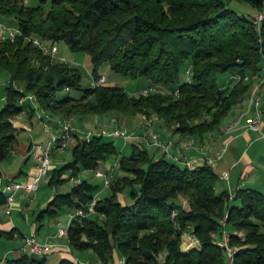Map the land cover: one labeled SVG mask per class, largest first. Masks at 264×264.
I'll return each mask as SVG.
<instances>
[{"label": "trees", "instance_id": "trees-1", "mask_svg": "<svg viewBox=\"0 0 264 264\" xmlns=\"http://www.w3.org/2000/svg\"><path fill=\"white\" fill-rule=\"evenodd\" d=\"M245 1L263 8L264 0ZM0 19L20 30L12 39L0 38V70L8 74L0 107V161L18 140L14 114L26 105L33 109L28 99L19 101L27 91L64 116L113 110L156 113L173 131L197 139L218 128L252 85L251 78L230 83L229 75L260 74L263 66L264 15L255 22L253 15L230 7L227 0H0ZM29 33L87 51L92 76L100 75L99 66L108 63L115 72L145 77V85L164 88L131 93L104 80L84 86L78 96L61 93L66 85L79 84L80 70L44 53L25 38ZM219 71L228 72L224 81L217 80ZM110 154L119 160L108 183L110 192L97 197L94 211L69 219L66 237L72 249L91 248L105 263L120 255L124 264H227L217 241L226 213L234 247L231 264H264V190L241 185L230 196L227 188H217L220 176L212 162L189 166L162 153L155 156L143 141H131L125 152L103 134L77 136L71 158L50 166L47 183L78 174L80 179L54 192L38 216L86 210L103 182L91 181L80 170L99 168ZM124 189L128 201L119 197ZM4 196L0 190V202ZM185 230L197 236L198 244L181 245ZM2 257L4 264H44L46 252ZM55 264L86 263L71 253Z\"/></svg>", "mask_w": 264, "mask_h": 264}, {"label": "built area", "instance_id": "built-area-1", "mask_svg": "<svg viewBox=\"0 0 264 264\" xmlns=\"http://www.w3.org/2000/svg\"><path fill=\"white\" fill-rule=\"evenodd\" d=\"M263 15H264V1H263V10L254 15V21L259 22V20L261 19ZM18 32H20V30L15 24H12L8 21L0 19V38L10 37L12 39L15 36V34ZM25 38L27 40H30L37 46H39L44 53H47L50 56L56 57L61 60H66L65 56L57 54L58 45L55 40L46 41L40 38L38 35L33 34V33L26 34ZM185 72L188 76L189 75L188 66L185 68ZM257 75H258V79L253 85H251L248 93L244 97V100L247 101L248 105L251 103L257 105L260 100L259 88H260V85L264 83V60H263V66H262L261 73ZM251 76L252 75L249 73H244V74H241L238 72L231 73L229 75L228 80L230 81V83L235 80H238L239 78L249 80ZM104 80L105 78L103 74H100L98 76H92L89 84L95 86L103 82ZM18 87L19 89H22L21 85ZM65 88L68 89L69 87L66 85ZM162 88H164L163 85L153 83V84H147L144 86H140L134 90H129V91L131 93H139V92L146 93L148 91L162 89ZM173 91L177 93L178 87H175ZM25 99H28L30 103L32 104L36 112L37 121L41 123L42 128L44 130L49 132V137L45 144L42 143V141L40 140L33 141L31 144V153L35 157V160H36L35 165L37 168V171L32 176V178L24 179V180L8 179L3 182L2 178L0 177V190L4 191L5 193L4 207L8 211L12 209V205L14 204L12 200L18 188H22L23 192L30 195L31 197L33 196L34 190H36V188L38 187V182L41 179V176L46 175L51 166L52 149L57 148L59 151H62L64 147L68 145L71 138H73L75 135L78 136L79 138H84V139H89L93 133L121 135L125 137L126 139L129 136V134L126 133L125 130L122 128V126L117 123V118L115 115H111L109 117V119L114 122V126L111 129V131L106 132L104 128H101L100 130H92V131L86 130L84 132H81V128L79 126L72 125L71 123H69L68 116L54 113L48 108L42 106L37 100L35 93L31 91H27L20 96L19 101H24ZM156 118H158V115L156 113H151L149 115H143L142 124L144 123L147 126H151L153 120ZM238 120H239V117L234 118L233 121L225 125L224 129L228 130L232 128V126H234L238 122ZM50 122H53L54 124L53 126H55L54 128L50 126L51 125ZM245 125L247 128L252 129L253 131L258 132L259 134L264 136V121L261 120L260 109L255 108V110L249 114V116L246 118ZM140 136L147 144H151L154 147L159 148L160 153L170 156L176 160H179L189 166L194 165L195 163L202 162V161L213 162L221 157L223 149L225 148L223 146L221 148L213 149L210 151H207L205 149H200L199 153L194 154V155H189L187 153H182V152L175 154V153H172L170 149V145L174 143V140L172 138L161 139L159 137V132L151 128L146 130L144 133H141ZM176 145L180 149L186 146H197L196 137L193 134L185 133L183 136H181L176 141ZM118 165H119V160H118V157H116L106 168L94 169L95 174L102 176L103 186L108 185L109 180L111 176L113 175V171L115 168L118 167ZM219 176L222 178H227L228 170H223L222 172L219 173ZM70 178H72L74 181H78L80 179V175L79 174L70 175ZM228 192L230 196H233L235 194V189L228 190ZM97 197L98 195L97 193H95L90 199V201L88 202L86 210L78 208L74 211H70L68 213L69 219L74 215L80 216L87 212L94 211L95 210L94 205H95ZM100 214L102 215L103 212H101ZM225 216H226V213L223 214V216L220 218L222 227H221L220 236L217 241L225 249L227 264H231L234 247L229 242V231L225 226ZM187 226L188 228H190L189 223L187 224ZM54 232L57 235H66L67 225H62V222L60 220H57L56 228ZM183 234L187 235L194 244H198L199 239L193 232H191L190 230H185L182 233V235ZM191 241L187 243L188 246L191 245L192 243ZM182 244H183V241H182ZM55 245L56 243L49 238L43 239V240L37 239L34 231H32L30 234L23 235V243L21 244L20 249L23 252L42 254V253L49 251ZM0 264H4L3 257L0 259ZM96 264H103V263L101 260H98ZM118 264H124L123 257H121L118 260Z\"/></svg>", "mask_w": 264, "mask_h": 264}, {"label": "crops", "instance_id": "crops-1", "mask_svg": "<svg viewBox=\"0 0 264 264\" xmlns=\"http://www.w3.org/2000/svg\"><path fill=\"white\" fill-rule=\"evenodd\" d=\"M0 72H1L0 74V85H1L0 107H1L5 102L4 84L8 79V74L1 70ZM101 74L104 75L105 81H108L107 77L105 76V73L101 72ZM146 83H147L146 81L144 82L140 81L138 82L136 87H140L142 85H145ZM134 89L136 88H133L131 90ZM259 93H260V100L257 105L253 103L248 105L247 101L244 99L233 105L232 109L222 118V122L218 128L208 131L205 133V135L202 138L196 139L197 146H186L180 149L176 145V141L181 136H183V134L177 131H173L170 127L163 124L160 118H156L154 120H156L157 122L155 125H156V129L159 132V137L161 139L172 138L174 140V143L170 145V149L172 153L175 154L182 152V153H187L189 155H194L199 153L200 149H205L207 151H210L224 146L225 148L223 149L222 155L219 159H217V161H215L214 167L219 173L221 172L220 170H228V177L227 178L219 177V180L217 182V188L218 189L227 188L228 190H231L241 185H252L262 188L264 190V136H262L258 132L253 131L252 129L247 128L245 125L246 118L249 116L250 113H252L255 110V108L260 109L261 120L264 121V83L260 85ZM116 113L117 112L115 111H107L103 116V121L105 122L107 118L110 122H113L109 119V117L111 115H115L117 118V123L121 124ZM136 113L140 114L141 120L143 121L144 114L139 112ZM33 114L36 116L35 109L33 108L31 110L28 107V105H26L24 108H22L13 116V123L17 127L16 133L18 136V140L14 148L11 150L10 155L4 159L8 160V162H11L12 160H14L16 155H18V158L16 160L15 165H13L14 167L16 166L14 169H12L13 166L11 164L8 165L6 164L5 166H2L3 171L0 169V177L2 178L3 182L8 179H15V178H20L18 180L30 179L37 171L35 165L36 160L34 155L31 153V144L33 141L36 140H40L42 141V143L45 144L47 142L49 132H47L48 135L44 134V136H41L42 134L40 133L41 132L40 126L38 127L33 126L34 125L32 119ZM126 114L131 115L130 113H126ZM127 115H124L122 117L126 120L128 117ZM88 116L89 115H87V117ZM236 117H239L238 122L234 126H232V128L228 130L224 129L225 125L233 121V119ZM90 121L87 120L86 123ZM107 135H111V134H107ZM76 137L77 136L75 135L72 138V140L73 139L75 140ZM138 141H142V139L139 138ZM127 143H128V139L126 140L123 139L120 148L124 149ZM152 147L154 151L157 152L158 155H160L159 148L154 147L153 145ZM53 165H55V161L52 158L51 166ZM44 176L45 178H47L48 174ZM22 192H23L22 188H18L16 190L15 195ZM11 210L8 211L6 210L5 207L2 208L3 212L0 213V234H4L8 237L19 238V241H17V243H14L13 245H11V247H8L7 249L8 251L10 250L14 253L13 256H16L19 255L21 252H23L21 251L20 246L23 243V235L26 233H24L20 228H18V226L15 225L14 223L15 221L13 222L11 217L6 214V213L11 214ZM65 211L68 214L70 210L68 209ZM57 220L60 219L55 218L53 220V223L56 224ZM35 225H36L35 223L32 224L31 230L34 231V233L35 232L37 233V235L39 236L38 239L43 240L49 238L56 243V245L53 248H51L49 251L58 250L60 256L69 255L73 253V255L77 259L81 260L78 256H76V254H74L73 249L70 247L66 235L55 234L54 231L56 227L54 228L53 225L49 227L47 225L45 229H41L39 228L38 225L36 226ZM181 236L183 239V244L181 242V245L182 246L185 245V247H187L188 246L187 243L190 242L191 240L187 235L183 234ZM193 244L194 243L192 242L191 245ZM8 251L4 252V255H8ZM83 252L86 253V257L88 258L85 260L86 264H96L98 258L95 257L94 259H91V256L94 255V252L91 250V248H88ZM120 258H121L120 255L117 256V259L113 261V264H118V260Z\"/></svg>", "mask_w": 264, "mask_h": 264}, {"label": "rangeland", "instance_id": "rangeland-1", "mask_svg": "<svg viewBox=\"0 0 264 264\" xmlns=\"http://www.w3.org/2000/svg\"><path fill=\"white\" fill-rule=\"evenodd\" d=\"M29 2H36V0H29ZM227 4L239 12L249 13L253 16L263 10V8H259L255 5H252L251 3L245 0H227ZM3 20L7 21L6 19H3ZM56 43L58 45L57 53L64 55L66 60L70 62L71 64L77 66L81 72V77H80V81L78 85L71 86L68 89L63 88L60 90V92L61 93L68 92L69 94L73 96H78L82 92L83 87L86 85H89L90 79L92 77L91 76L90 55L85 50H78V51L71 50L69 46L67 45V43L62 39L57 40ZM98 69L100 72L105 73V76L107 77L108 81L115 83V84L123 85L128 90H131L133 88H138L136 87L138 82L146 81L145 77H141V76L130 77V76L122 75L118 72H115L114 70L110 68L108 63H102ZM226 75H228L227 71H219L217 73V80L222 81L226 77ZM257 79H258L257 74L251 76L252 85L256 82ZM113 111L117 112L116 114L121 123L120 125L125 130V132L129 134V136L127 137L128 143L123 149V151L125 152L129 150L131 140H139V138L142 139V137L140 136L141 133H144L149 128L158 131L155 125L157 123L156 120H154L151 126H147L144 123L142 124L141 116L138 113H130L131 115H127L126 113L128 112H124L121 110H113ZM106 112L107 111L73 115L71 117H68V121L72 125L79 126L81 128V132H84L86 130H91V131L100 130L101 128H104L106 132H109L113 128L114 123L110 122L107 118H106L107 122L103 121V116ZM87 115L89 116L87 117ZM124 115L128 116L126 120L122 117ZM32 119L34 122V125H33L34 127L40 126L41 128L40 133L42 134L41 136H44V134H47L48 131L42 128V125L40 122L38 125L37 116L33 114ZM87 120L89 121L91 120V121L86 123ZM50 124H51L50 125L51 127L53 128L55 127L53 126L54 125L53 122H50ZM103 135L106 138H112L114 142L119 146H121L123 139L126 140V138L121 135H112V134L111 135L103 134ZM142 141L147 145V148L150 153L154 152L155 156L158 155V153L154 151L151 144H147L143 139ZM74 142L75 140L74 139L72 140L71 138L68 145L65 146L62 151H59L57 148L52 149L51 157L54 159L55 165H59L63 161H66L71 158V147L74 144ZM116 157L118 156H114L110 154L109 157L103 160L98 167L100 169H104V167H106V165L108 166L113 161V159ZM15 158L11 162H8V160L6 159L1 160L0 169L2 170V166H5L6 164L7 165L11 164L12 166L15 165L18 155H16ZM215 161H213L212 163L214 164ZM15 167L13 166L12 169H14ZM116 169L117 168H115L114 171ZM220 171L222 172L223 170H220ZM80 174L82 176H88L93 182L102 181V176L95 174L92 168H84L80 170ZM15 179L18 180L20 178H15ZM73 182L74 180L72 178H68L61 183L49 184L47 183V178H45V176H41V179L38 182V187L36 188V190H34L33 196L31 197L25 192L14 195V198L12 200L14 204L12 205L11 214H8V213L6 214L9 215L12 221L13 222L15 221L14 222L15 225H17L18 228H20L26 234H30L32 232L31 229H32L33 223L38 225L39 228L41 229H45L47 225L49 227L53 225V227L55 228L56 224L53 223V220L55 218H59L60 221L62 222V225H68L69 216L65 210L60 211L59 213L54 214V215H50L44 211L42 215L38 216V213L40 212L42 207L45 206L46 202L54 194V192L65 191L69 189ZM109 192H110V187L106 185L97 191V195L102 196ZM126 192H127V189H124V191L119 195L120 199H124L125 201H128L130 199V197L126 194ZM123 194L125 195V197ZM3 207H4V202H0V213L3 212L2 211ZM35 236L37 239L39 238L36 232H35ZM17 241H19L18 237L16 238L8 237L4 234H0V257L4 255V252L8 251L7 250L8 247H11V245H13L14 243H17ZM182 241L183 239L181 236V242ZM87 249L73 248V252L74 254H76V256H78L81 259V261L83 260L82 262H86L85 260L88 258L86 257V253H84L83 251ZM8 255L13 256L14 253L9 250ZM59 257H60V253L58 250H51L46 253L44 264H55L58 261ZM95 257L96 256L94 253V255L91 256V259H94ZM102 263L111 264L113 262L105 263L102 261Z\"/></svg>", "mask_w": 264, "mask_h": 264}]
</instances>
